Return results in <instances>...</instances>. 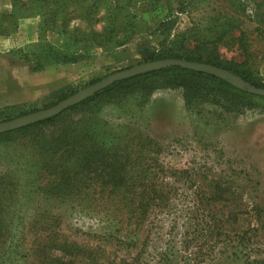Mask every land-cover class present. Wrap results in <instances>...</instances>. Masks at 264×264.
<instances>
[{
  "label": "rangeland",
  "instance_id": "obj_1",
  "mask_svg": "<svg viewBox=\"0 0 264 264\" xmlns=\"http://www.w3.org/2000/svg\"><path fill=\"white\" fill-rule=\"evenodd\" d=\"M182 1L126 0L128 19L135 25L127 43L87 44L74 50L80 55L77 60L34 71V56L46 44L62 46L65 36L45 30L42 6L31 2L14 8L13 0H0V20L11 26V17L1 18L13 10L17 20L14 31L0 34V108L24 104L27 110L43 109L45 97L56 89L71 86L77 91L146 62L144 50L162 49L166 27L169 39L191 31L186 48L198 45V40L213 45L209 40L216 39L218 54L238 62L245 59L239 41L245 31L253 54L250 64L264 79V0ZM104 15L106 10L98 16L102 19L98 29ZM231 19L238 28L227 26ZM84 23L74 19L71 25ZM224 26L229 31L223 35ZM170 45L171 41L165 46ZM180 46L175 39L174 48ZM27 52L32 54L28 59ZM72 120L81 126L84 120L96 123V133L108 137V144L111 141L108 152H117L120 161L130 159L129 180L138 182L139 159L144 158L155 172L151 177L170 191L169 204L152 208L138 227L135 219L128 221L124 215L129 208L119 199L121 192L101 186L94 173L80 175L76 188L61 197L43 191L53 178L46 169L35 186L24 187L28 170L39 165L41 143L32 142L30 135L12 141L0 138V196L9 199L3 187L15 195L0 205V228L10 230L0 242V264H51L34 249L39 242L46 243L52 231V239L95 251L97 264H193L199 254L198 264L206 260L228 264L223 253L233 249L242 230L248 232L245 239L252 254L264 257V100L230 112L216 104L188 107L181 88L137 89L95 102L83 114H73ZM0 121H4L1 115ZM51 131L44 138L51 139ZM139 131L150 136L153 148L138 142ZM15 183L20 185L17 191ZM125 195L138 200V187ZM78 264H89L88 257Z\"/></svg>",
  "mask_w": 264,
  "mask_h": 264
},
{
  "label": "trees",
  "instance_id": "obj_2",
  "mask_svg": "<svg viewBox=\"0 0 264 264\" xmlns=\"http://www.w3.org/2000/svg\"><path fill=\"white\" fill-rule=\"evenodd\" d=\"M27 1L13 0V6L14 8L19 5L21 7L22 4H30L31 2L42 6L44 9L42 14L45 30L57 32L65 36L66 39V43H63L62 46L46 44L45 48L34 56V65L32 66L34 71H42L46 66L62 60H77L79 55L77 51L82 49L81 46L85 47L87 44L97 47L121 46L127 43L134 34L133 28L135 25L128 19L126 13L128 8L125 7L126 0ZM180 3L184 4L182 0H180ZM103 10H106V15L103 17L101 28L98 29L96 26L102 21L98 16ZM14 12L13 10L10 13H5L6 15H2L1 19L5 16H9L12 19L10 21L11 26L0 20V34L8 35L15 30L14 24L17 23V20ZM74 19H79L85 23L84 25H71ZM227 26L230 28L239 27L233 20L229 21ZM227 26H224L223 35L229 31ZM168 29L170 30V27H166V30ZM169 30L164 36L162 49L158 51L151 48L144 50L145 61L175 58L206 62L227 69L233 74L240 76L250 85L264 87V79L250 64L253 54L249 50L245 31H241L239 38L245 59L238 62L224 59L218 54L216 39H214L215 41L209 40V42L214 43L213 45H208V41L198 40V45L193 48H186L185 45L188 40L186 38L191 31L177 32L173 39H169L171 34ZM175 39L182 45L178 50L174 48ZM169 41H171V45L165 46ZM29 55L32 56L31 53L27 52L24 58L28 59ZM100 79L94 80L93 83ZM158 88H181L185 104L188 107H192L196 103L216 104L222 107L223 110L230 112L254 107L259 100H264V96L241 89L225 78L186 68L178 64L115 81L96 92L93 96L65 109L56 116L19 129L0 133V138L7 141L18 139L19 135H21L20 138H24V135H30L32 142L37 143L39 141L41 143L39 165H34L28 170L30 177L23 183V186L27 187L29 185L28 188L35 186L46 169L48 175L53 176V178L49 179L48 182L46 181L45 184L43 183V191L52 196L61 197L76 188L75 184L80 175L94 173L96 178L100 180L101 186L109 187L115 192H121L120 196L122 198L120 197L119 199L124 201L125 206L129 208V212L124 215H126L128 221L135 219L134 222L138 224V227L144 222L152 208L167 207L170 200V191L159 183L158 179L151 177L155 172L149 164L144 163V158L139 159L138 182L129 180L130 169L127 168V164L130 159L120 161V155L117 152H114L115 154L108 152L112 147L110 145L111 141L108 144L105 141L108 137L96 133L94 129L96 128V123L92 120L91 122L84 120L85 125L81 126L72 120L73 114H83V111L89 108L90 105L110 95L130 94L137 89L139 91L152 92L153 89ZM74 92L76 90L71 86L52 91L45 97L47 104H45L44 108L56 104ZM142 96H147L145 99L148 98V95L142 94ZM35 110L25 109L24 104L12 105L0 108V115L4 120H7ZM50 130L53 131L51 139L44 138L45 134ZM152 141L150 136H145L142 132H138V142L143 144L142 146H151ZM151 147L153 148V146ZM59 155H61L60 158L55 161L54 159H57ZM65 157L68 158L69 162H65ZM32 177L37 179V181H33ZM19 186V183L14 184L16 191L19 190ZM134 187H138V200L125 195L128 190ZM81 188L82 185L77 187L79 190ZM3 193L8 194L9 199L5 200L0 196V205L15 198L13 192L5 187H3ZM81 200L84 201L85 199ZM132 209L134 211H131ZM9 231L0 228V242L2 238L9 235ZM208 231L209 229L206 230L207 233ZM115 232H117V238H119L120 229ZM53 233V231L49 233L46 243H38L39 247L34 249L36 254L42 256V258H48L51 264H78V261L83 260L85 257H88L89 264L98 263L95 251H91L76 243H70L67 240L52 239L51 234ZM221 235L225 236L226 234L221 232ZM247 236L248 232L246 230L238 232L236 244L231 247L233 249L228 253H223V258L226 261L230 260L228 264H264V257L259 259L256 258L255 254H252L253 247L246 241ZM48 249L50 250L47 251ZM51 250H55L56 254L50 255ZM199 256L200 254L198 258L192 259L194 261L193 264L202 262ZM202 264L212 263L206 260Z\"/></svg>",
  "mask_w": 264,
  "mask_h": 264
},
{
  "label": "water",
  "instance_id": "obj_3",
  "mask_svg": "<svg viewBox=\"0 0 264 264\" xmlns=\"http://www.w3.org/2000/svg\"><path fill=\"white\" fill-rule=\"evenodd\" d=\"M181 65L186 68L194 69L201 72H206L213 74L215 76L225 78L232 82L235 86L247 90L248 92L264 96V87H257L250 85L248 82L243 80L240 76L233 74L227 69L206 63L201 61H193L188 59H175V58H162L156 60H150L142 62L140 64L118 70L114 73L103 77L95 83H91L68 97L60 100L56 104L49 106L47 108L32 111L27 114H23L12 119L0 121V133L11 131L14 129H19L30 124L49 119L63 112L65 109L76 105L83 100L93 96L96 92L102 90L103 88L109 86L115 81L122 80L125 78L133 77L137 74L147 73L154 70H159L171 65Z\"/></svg>",
  "mask_w": 264,
  "mask_h": 264
}]
</instances>
